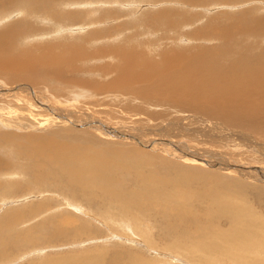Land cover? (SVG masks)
Wrapping results in <instances>:
<instances>
[{"label":"rangeland","instance_id":"obj_1","mask_svg":"<svg viewBox=\"0 0 264 264\" xmlns=\"http://www.w3.org/2000/svg\"><path fill=\"white\" fill-rule=\"evenodd\" d=\"M4 1L7 3L1 1L0 5L5 6L8 4L9 7L6 6V11L12 6H17L18 10L4 16L5 13L3 15L0 8L2 19L0 28L5 27L10 22L19 20V16L24 17L27 14V8L23 5V2H27V0ZM132 1L135 0H63L61 5L54 6V4H51L52 0H41L40 7H51L50 9L54 8L56 13H66L69 17L72 16L74 22H67L62 25L63 28H59V25L53 24L54 22L48 16H39L35 18L38 22L33 21L34 27L38 25L37 28L32 27L29 30L39 35L27 40L26 43L30 45L46 44L58 39V34L62 29L63 36L65 34L68 37L90 39L93 41V47H95L98 45V41L95 40L97 36L102 35L108 41L113 38L117 42L120 39L116 36L136 31L135 27L138 25V20H140L143 26L139 28L138 38L148 42L147 45L157 42L153 47H158L161 50H165V48L170 50L172 48L174 50L183 49L185 54L189 55L196 52L198 46L203 45L204 29H230L232 26L237 25L238 16L243 11L247 10L252 13V16L253 13L259 15L258 13H262V7H264V0L263 2H261L262 0H225L233 4H223L221 6L216 4L223 0H203V5L185 3L188 0H160V2L151 0V3L145 0V2H139V4ZM162 10L173 12L176 15L174 17L180 20V24L177 27L156 26L158 21L154 16H160L159 12ZM54 11L52 13L56 14ZM88 13H91L94 17L87 15ZM227 13L234 14V16L231 17ZM101 17L105 21H99ZM211 18L215 20V28L209 25ZM222 20L224 24L218 25L217 22ZM135 24L137 25L134 26ZM45 26L49 28L44 29ZM187 32L190 34L195 33L199 39L188 37ZM206 46L208 45L206 44ZM258 48L259 44L255 41L254 50H249L248 54H257ZM101 60V55H94L88 59V62L93 67L94 65H101L97 64ZM217 60L224 65L230 62L221 54H218ZM3 82L4 78L0 76V90L4 89L2 88ZM23 85L25 86V84ZM23 85H21L23 90L20 89L21 86H18L19 89L17 90L23 91L24 94H17V96L25 103L17 101L19 99L13 100L10 98L8 102L14 103L15 101L10 109L0 107V134H9L15 140L28 138L29 136L39 137L46 140V142L41 141L42 146L52 152L60 154L61 146H70L74 149V156L78 155L79 158L94 163H109L116 160L115 164L121 167L136 166L142 175L147 174L148 170H156L157 173L161 169L160 171L163 172H160L161 176L166 175L165 177H168L167 175H169L171 177L170 172H166L165 169L161 168L163 162L170 161V164L175 167L173 174L186 183L185 186L187 187L181 186L182 190L191 189L200 193V190H204L202 192L205 193L207 191L215 193L229 191L228 198L232 202L240 201L243 207L246 206L248 209H252L264 223V144L251 142L252 136L258 141H263L264 133L225 125L221 120L216 119L214 121L220 124V129L209 131L207 126H200L202 125L200 113L189 112V116H183L181 113L184 111L179 108H168V111L164 113L161 109L152 108L153 106L139 104L141 103L140 100H134L124 92H122L121 97L118 91H115L114 94L109 91V94L92 96L85 89L74 87L73 89L64 88L72 90H63L62 96L58 93L51 97L47 93L44 83L40 84L41 86L37 89L33 88L32 92L27 90V86L24 88ZM59 87L63 88V86ZM74 93L77 95L76 97H74ZM34 97H36V100ZM63 97L68 101L65 102ZM125 100L131 105L125 104ZM131 100H134V102L131 103ZM4 101H6L5 98L0 99V103ZM142 106L152 109L141 108ZM55 108H61L60 111L64 110L67 114L65 116L66 120L62 118L59 123L57 121L48 123L47 120H50V118L45 115H50V109ZM72 116H74V120H72ZM92 119L93 121H91ZM147 119L149 122H146ZM63 120L64 123H62ZM166 121L172 123V128L166 125ZM85 126L90 128H84ZM106 127L113 128L114 135L118 134V130L125 131L128 133L126 136L137 138L143 145L131 139L125 141L121 139L123 141L121 142L117 137H113L114 135H106L107 133H104ZM170 130L172 131L170 132ZM222 131L227 132V136L223 135ZM171 137L179 140V142H171L172 145H176V153H172V150H170L172 149L171 143L169 145L166 143ZM152 139L156 140L159 145H165L168 148L165 151L166 153L153 152L152 145H150ZM185 141L188 142L186 144L189 149L207 155L210 159L207 158L203 162L184 158L177 150H185L184 145L177 144ZM25 142L22 141L21 143ZM29 142L31 143V141ZM125 149H128L130 153L126 152ZM18 157L11 152L0 150V174L9 172L0 176V181L7 180L22 185L20 190L15 188L11 191L7 199L1 200L0 197V264H43L48 260L87 255H103L102 264H114L113 258H116L117 264H196L193 260L197 259L201 262H199L200 264H243L250 259H256L264 264V251L261 248L256 249L254 253L236 251L241 253L230 252L231 255L225 256H205L196 250L193 251L194 253L188 252L187 249H192V247L186 244L187 239L175 236L172 231L185 228L195 229L203 222V217H209L208 221L204 220L205 225L212 223L226 230L229 224L236 219L235 216L231 219L220 218L216 220L214 217L206 216L204 209L194 212L198 213L197 215L200 218H192L189 215L183 216L184 212L176 208L179 203H175L170 213L177 214L181 218H175L174 216L173 218H165L157 215V213L145 214L139 211L124 215L119 214L115 208L106 211L100 210L89 199L83 200V202L75 203L76 200L73 202L70 200L71 191L68 186H55L46 183L43 180L46 175L44 170L40 169L39 172L45 174L41 173L39 175L35 169H28L30 166L28 157L22 155L20 160L17 159ZM227 162L241 170L242 174L230 169ZM229 171H234V173H231L233 175L228 174ZM257 172H261L263 175L256 176ZM114 175L119 180L110 187L114 192L131 197L132 193L129 191L140 190V188L134 187L129 182L131 180L130 173H124L120 168ZM9 176L12 177L11 180L8 179ZM24 186L27 188V192L21 191L25 188ZM37 189L42 190V192L38 193ZM46 190L48 191L46 192ZM54 191L55 193H53ZM19 195L22 197H19ZM76 197L78 196L75 195L74 197L78 201ZM179 198L187 200L183 196H179ZM184 203L187 202L184 201ZM205 204V207H209L207 202ZM38 205H42L43 208L39 212H34ZM184 207L183 205L182 208ZM47 210L50 212H47ZM154 211L152 209L151 212ZM68 212L71 213L69 214L70 217L67 216ZM39 213H43V215ZM56 213H59V215H55ZM132 214L137 215L136 220L137 223H140L139 225L133 222ZM191 218L194 220L190 221ZM107 223L109 224L107 225ZM8 226L14 230L12 228L7 229ZM72 227H74V230L81 229L85 231L87 235L73 237L70 231ZM3 228L6 229L3 230ZM29 233L31 236H29ZM146 233L151 240L147 239L149 237ZM177 252H179V255H176ZM190 255H192V258ZM205 261L207 262L205 263Z\"/></svg>","mask_w":264,"mask_h":264},{"label":"bare ground","instance_id":"obj_2","mask_svg":"<svg viewBox=\"0 0 264 264\" xmlns=\"http://www.w3.org/2000/svg\"><path fill=\"white\" fill-rule=\"evenodd\" d=\"M1 1L6 2L4 0H0V2ZM9 1L18 2V0H8V2ZM143 1L145 2V0H135L132 2L139 4V2ZM148 1L151 3V0ZM153 1L160 2V0ZM40 2L41 0L24 1L23 5L27 8V14L24 17L19 16L20 19L17 21L7 22L8 24L6 23L7 25L5 27L0 28V76L4 78L2 84V88L4 89L0 90V99H6V101L0 103V105L3 104L0 107L10 109V107H12L11 105L15 104V101L14 103L11 101L8 102L10 98L13 100L19 99L17 100L19 102L23 101L17 96V94H24V92L21 91L23 90L21 89V85L25 84V86L23 85L24 88L27 86V90H31L32 92L33 88L37 89L41 86L40 84L44 83L45 89L51 97L58 93L62 96L63 90L71 91L74 87L83 88L92 96L109 94V91L114 94L115 91H118L121 97L122 92H124L130 95L134 100H140L141 103L139 104L150 107L153 106L152 108L161 109L164 113L168 111V108H179L184 111L181 113L183 116H189V112L200 113L202 121V125L200 126H207L209 131L220 129V124L214 121V119H216L221 120L225 125L264 133V16H260L264 15V7H262V13H258L259 15L253 13L252 16V13H249L247 10L243 11L240 15L238 14L237 25L232 26L230 29H208L203 26L206 28L204 29L203 45L198 46L196 52L186 55L183 49L174 50L172 48L170 50L169 48H165V50H161L158 47H153L157 42L152 45H147L148 42L139 39V28L143 26L140 20L137 22L138 25H134H137L135 27L136 31L124 33L122 36H116L120 39L117 42H115L113 38H110L108 41L102 35L97 36L95 40L98 41V45L95 47H93V41L90 39L85 40L80 37H76V39L74 37L65 36V34L63 36L62 33L64 32L62 29L58 34L59 38L56 40L46 44H27V40L39 35L36 32H32V30L29 31L30 28L34 27L33 21H36L35 18L39 16H48V18L54 22L53 24L56 23L59 25V28L67 22H74L72 16L69 17L66 13H56L54 8L50 9L51 7H40ZM62 2L63 0H52L51 4L59 6ZM261 2H263V0ZM185 3L190 5L204 4L203 0H188L185 1ZM218 4L221 6L223 4L232 5L233 3L223 0L217 2L216 5ZM6 6L9 7L8 4L5 6L0 5L2 14L4 15L5 13L4 16H8L18 10L17 6H12L6 11ZM53 11L56 14L52 13ZM159 13L160 16H154L158 21L156 26L167 25L177 27L180 24V20L174 17L176 15L173 12L162 10ZM227 14L231 17L234 16V14ZM87 15L94 17L91 13ZM1 20L0 15V21ZM99 21L105 20L101 17ZM217 23L221 25L224 24V21H218ZM209 25L214 28L216 27L213 18L210 19ZM37 26L34 28H37ZM47 28L49 27H44V29ZM188 37L197 38L195 33H188ZM255 41L259 44L258 53L250 55L248 51L254 50ZM206 44L208 46H206ZM218 54L223 55V57H226L230 62L227 65L218 62ZM94 55H101L102 60L97 63L101 65H94L93 67L89 65L88 59ZM18 86H21V90H17L19 89ZM59 86H63V88ZM76 96L77 95L74 93V97ZM34 98L36 100V97ZM134 100L130 102L133 103ZM64 101L67 102L68 100L64 99ZM23 102L25 103V101ZM124 102L127 105H131L127 100ZM145 106L141 108L152 109ZM60 109L61 108L50 109V115H45L50 118V120L46 119L48 123L50 121H57L59 123L62 118L66 120L65 116L67 114L64 110L60 111ZM72 120H74V116H72ZM91 121H93V119ZM146 122H149V120L147 119ZM62 123H64V120ZM166 125L172 128L171 122L166 121ZM84 128L90 127L85 126ZM112 129L111 127H106L104 130L106 132L104 133L113 136L114 131H112ZM171 131L172 130H170V132ZM221 133L227 136V132L222 131ZM126 134L128 135L127 132L118 130V134L113 137H117L121 142H123L122 140L131 139L143 145L137 138H129ZM252 138L251 142L264 144V140L258 141L254 136H252ZM19 141L26 142L22 144ZM29 141H31V143ZM41 141L46 142V140H42L35 136L15 140V138L11 137L9 134H0V150L16 154L19 156L17 158L18 160L22 158V155L23 157H28L30 161L28 169H35L36 173L39 175L44 173L39 172V170H44L46 175L45 179H42L48 184L68 186L71 191L70 200L73 202L76 200L75 203L89 199L93 201L100 210L104 211L115 208L118 210L119 214L124 215L139 211L145 214L157 213V215L165 218H173V216L175 218H181L177 214L170 213L175 203H179L176 208L184 212L183 216L189 215V217L197 219L200 218V216L197 215L198 213L196 214L194 212L204 209V214L206 216L214 217L216 220L220 218L231 219L233 216L236 217L226 230L212 223H210L212 225L207 223V225H205L204 220L208 221L209 217H203V222L195 229L185 228L181 230H172L175 236L187 239L186 244L192 247V249H187L188 252L194 253L193 251L196 250L205 256H225L231 255L230 252L254 253L258 248L264 251V223L252 209H248L246 206L243 207L240 201L232 202L228 198L229 191L223 193L207 191L205 193L202 192L204 190H200V193L199 191L191 189L186 191L182 190L181 186L184 187L186 183L173 174L175 167L170 164V161L163 162L161 168L165 169L166 172H170L171 177H169V175H167L168 177H165L166 175L161 176L160 174L163 173L160 171L161 169L158 170L157 173L156 170H148L147 174L144 172L145 175H142L139 173L140 170L136 168V166L129 165V168L127 166L121 167L115 164L116 160H112L109 163H94L87 159L79 158L78 155L74 156V149L70 148V146H61L60 154L52 152L44 148ZM150 142L153 152L162 154L168 149L165 145L157 144L156 140L152 139ZM171 142L175 143L179 142V140H175L174 137H171L166 143L169 145ZM172 143L170 145L172 149H169L172 150V153H176V145H172ZM186 143L188 142L185 141L184 143L177 144L184 145L185 150L177 149L179 154L184 156V158L186 157L192 161L198 160L203 162H205L207 158L208 160L210 159L207 155L199 154L189 149ZM125 151L130 153L128 149H125ZM143 158H145V156H143ZM227 164L230 169L242 174V171L231 166L230 162H227ZM120 168L124 173H130L131 180H129V182L133 184L134 187L140 188L138 191H129L132 193L131 197L116 193L110 188L116 181H119L114 174ZM234 171H229L228 174L234 173ZM7 173L9 172L1 173L0 176ZM262 175L261 172H257L256 174V176ZM8 179L11 180L12 177L9 176ZM14 183L7 180L0 181L1 200L7 199V197L10 196V192L15 188L20 190V186L22 185L20 183ZM26 190V187L21 189L22 192ZM48 190H46V192ZM28 191L30 192V189ZM36 191L38 193L42 192L40 189ZM61 192L60 190V193ZM53 193H55V191ZM75 195L78 196L76 197L78 201L74 198ZM20 196L21 195H19V197ZM179 196H183L187 200H182ZM184 201L188 204H185ZM205 202L209 204V207H205ZM23 204L25 205V203ZM80 205L83 206L81 203ZM183 205L185 206L184 208H182ZM42 208V205H38L34 212H39ZM83 208L85 209V207ZM152 209L155 211L151 212ZM47 212L50 211L47 210ZM41 214L43 215V213ZM57 214L59 215V213L55 215ZM69 214L71 213L68 212L67 216H69ZM131 217L133 218V222L137 223V215L132 214ZM192 218L190 221L194 220H192ZM19 220L21 219L19 218ZM108 224L109 223H107V225ZM139 224L138 222L137 225ZM11 228L8 226L7 229ZM5 229L6 228H3V230ZM70 231L73 237L87 235V233L81 229L74 230V227H72ZM43 233L45 234V232ZM146 235L149 237L147 239L151 240L147 233ZM29 236H31V234ZM13 238L15 239V237ZM176 255H179V252H177ZM102 256L87 255L83 257H69L60 260H48L43 264H102ZM190 256L192 258V255ZM204 260L206 259L204 258ZM193 261L196 264L201 263L198 259ZM206 262L207 261H205V263ZM113 263L117 264L116 258H113ZM243 264L261 263L256 259H250Z\"/></svg>","mask_w":264,"mask_h":264}]
</instances>
